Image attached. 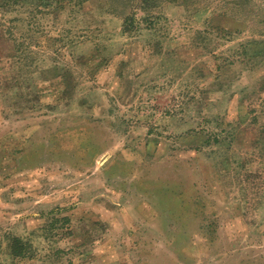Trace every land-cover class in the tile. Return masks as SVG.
I'll return each mask as SVG.
<instances>
[{
  "label": "rangeland",
  "instance_id": "obj_1",
  "mask_svg": "<svg viewBox=\"0 0 264 264\" xmlns=\"http://www.w3.org/2000/svg\"><path fill=\"white\" fill-rule=\"evenodd\" d=\"M0 264H264V0H0Z\"/></svg>",
  "mask_w": 264,
  "mask_h": 264
}]
</instances>
